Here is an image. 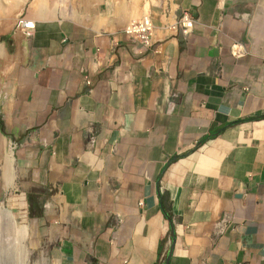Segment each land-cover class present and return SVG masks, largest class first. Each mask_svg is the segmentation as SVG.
<instances>
[{"label": "crops", "instance_id": "crops-1", "mask_svg": "<svg viewBox=\"0 0 264 264\" xmlns=\"http://www.w3.org/2000/svg\"><path fill=\"white\" fill-rule=\"evenodd\" d=\"M58 1L3 43L0 100L55 263L158 264L172 224L170 264H264V0Z\"/></svg>", "mask_w": 264, "mask_h": 264}, {"label": "rangeland", "instance_id": "rangeland-1", "mask_svg": "<svg viewBox=\"0 0 264 264\" xmlns=\"http://www.w3.org/2000/svg\"><path fill=\"white\" fill-rule=\"evenodd\" d=\"M8 2L6 3V7L7 5L9 6L0 11V100L5 90L9 88V82H11V70L10 67H8V57L3 43L7 41L9 35L16 32V21L22 15L27 16V14L32 11H39L44 7L56 6L59 1L22 0L19 4L17 0H12V2L8 0ZM16 5H18V7ZM0 142V206L2 209L1 211H3L0 212V225L3 226L6 233H10L11 230L12 232L15 231L14 218L17 219L20 226L27 224L30 237L24 243L23 248L28 256H26L25 264H56L53 259V254H51L53 245L49 243L47 237H42L41 234H39V228L34 221V215H37L41 209L39 207H29V191H24L17 187L16 154L19 145L17 148H14V145L18 143L10 141L4 135L1 128ZM6 171L10 174L9 180L6 176ZM1 213H3V215ZM10 223H12V225Z\"/></svg>", "mask_w": 264, "mask_h": 264}, {"label": "built area", "instance_id": "built-area-1", "mask_svg": "<svg viewBox=\"0 0 264 264\" xmlns=\"http://www.w3.org/2000/svg\"><path fill=\"white\" fill-rule=\"evenodd\" d=\"M195 19L187 11L183 12L179 18L177 25L183 33L187 34L194 26ZM36 29V22L24 15L16 21L15 31L21 32L28 36ZM154 33V24L149 16H144L138 20L130 22L124 29V34L132 40L138 41L144 48H149L152 45V38ZM234 54L237 55L239 51L236 46ZM86 83L91 85V80L86 77ZM18 144L14 145L17 148Z\"/></svg>", "mask_w": 264, "mask_h": 264}, {"label": "bare ground", "instance_id": "bare-ground-1", "mask_svg": "<svg viewBox=\"0 0 264 264\" xmlns=\"http://www.w3.org/2000/svg\"><path fill=\"white\" fill-rule=\"evenodd\" d=\"M9 1L12 2V0H9ZM17 1L19 4V2L21 3L22 0H17ZM7 2H8V0H0V11L4 10L5 8H7L9 6V5H7V7H6ZM11 5H13V4H11ZM16 6L18 7V5H16ZM20 18H24V15H22ZM29 19H31V18H29ZM1 141H2V139H1ZM9 175L10 174H8L6 171V176H7L8 180L10 177ZM1 210L2 209L0 206V212H3ZM1 214L3 215V213H1ZM3 217H5V216H3ZM14 222H15V224H14V226H15L14 230L15 231L13 230L14 232H12V230H11L12 233L11 232L6 233L3 229V226L0 225V264H25V262H26V256L27 255L24 252L23 248H24V243L30 237L29 229H28L27 224H25L24 226H20L19 222L15 218H14ZM10 224L12 225V223H10Z\"/></svg>", "mask_w": 264, "mask_h": 264}, {"label": "water", "instance_id": "water-1", "mask_svg": "<svg viewBox=\"0 0 264 264\" xmlns=\"http://www.w3.org/2000/svg\"><path fill=\"white\" fill-rule=\"evenodd\" d=\"M170 232H171V241H170V245L167 249L166 255L162 261V264H170L172 257H173V252H174V248H175V229H174L172 224H171V231Z\"/></svg>", "mask_w": 264, "mask_h": 264}, {"label": "trees", "instance_id": "trees-1", "mask_svg": "<svg viewBox=\"0 0 264 264\" xmlns=\"http://www.w3.org/2000/svg\"><path fill=\"white\" fill-rule=\"evenodd\" d=\"M169 239L171 240V236H170V235H169ZM166 252H167V251H166ZM166 252L163 254V258H162V260H161L158 264H162V261H163L165 255H166Z\"/></svg>", "mask_w": 264, "mask_h": 264}]
</instances>
